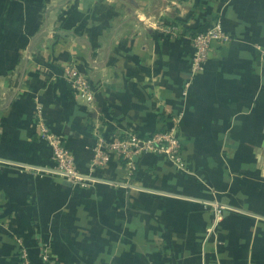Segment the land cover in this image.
Wrapping results in <instances>:
<instances>
[{
    "label": "crops",
    "instance_id": "1",
    "mask_svg": "<svg viewBox=\"0 0 264 264\" xmlns=\"http://www.w3.org/2000/svg\"><path fill=\"white\" fill-rule=\"evenodd\" d=\"M214 18L232 41L193 73L191 37ZM37 106L96 182L52 171ZM175 117L181 166L92 167L99 137ZM21 242L32 264L45 245L60 264H264V0H0V264H22Z\"/></svg>",
    "mask_w": 264,
    "mask_h": 264
},
{
    "label": "built area",
    "instance_id": "2",
    "mask_svg": "<svg viewBox=\"0 0 264 264\" xmlns=\"http://www.w3.org/2000/svg\"><path fill=\"white\" fill-rule=\"evenodd\" d=\"M170 30L175 33L177 27L172 26ZM231 41L232 36L224 29L221 18H214L206 22L205 27L191 37L193 48L192 72L201 71L211 52L220 46L229 44ZM63 76L69 83L74 98H83L87 103L94 101V90L89 78L79 71L73 63L64 65ZM36 116L38 117L37 125L40 128L39 133L50 144L53 158L56 160L57 165L52 171L73 183L87 184L96 182L97 179L77 169L74 155L65 145L63 136L54 133L43 123L40 106L36 108ZM178 125L179 118L175 117L168 129L156 131L148 137H142L137 134L116 136L111 139L99 137L94 147L91 165L93 168L105 167L112 158L117 157L120 160L127 161L131 169H135V161L138 155L156 152L163 154L175 165L181 166L183 161V146ZM215 209L217 216H220L222 211L227 209V207L217 203ZM20 246L22 264H32L27 247L22 242ZM43 251L44 264H60L51 254L47 245L43 246Z\"/></svg>",
    "mask_w": 264,
    "mask_h": 264
}]
</instances>
